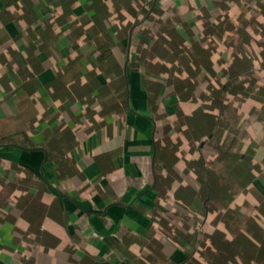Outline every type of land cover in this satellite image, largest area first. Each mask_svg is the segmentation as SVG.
I'll return each mask as SVG.
<instances>
[{
  "label": "crops",
  "instance_id": "crops-1",
  "mask_svg": "<svg viewBox=\"0 0 264 264\" xmlns=\"http://www.w3.org/2000/svg\"><path fill=\"white\" fill-rule=\"evenodd\" d=\"M225 20L257 57L264 0H0V264H209L214 236L264 226V103L199 139L200 99L173 82L236 55L200 40Z\"/></svg>",
  "mask_w": 264,
  "mask_h": 264
},
{
  "label": "trees",
  "instance_id": "trees-1",
  "mask_svg": "<svg viewBox=\"0 0 264 264\" xmlns=\"http://www.w3.org/2000/svg\"><path fill=\"white\" fill-rule=\"evenodd\" d=\"M230 21L225 20L218 22L215 25V28L211 31L206 27L204 36L200 37V40L206 38V35L213 37L214 49L221 51L220 42L226 38L228 40V45H224L227 48H235L234 52L236 55L231 56L230 61H221L212 60L209 58L207 65H202L196 69H188L187 77L181 80H174L175 88L178 86L188 89L187 97L190 96L192 101L196 100V97L200 99L201 105L199 108L194 110L189 117H186V120L192 124V133L196 135V138H201L205 136L206 129H213L217 131V123L224 119L225 115H221L222 109L226 116L228 114H235L237 112V106H234V103L241 102L243 98H246L247 95L253 94L256 98L260 99L264 103V47L258 54V56H253L251 54L252 48L250 45L245 47L241 46L235 40L242 39L243 41L249 39V34H247L246 29L241 27H235ZM217 47V48H216ZM199 53L210 54V51L201 49L199 46L196 48ZM255 62H258V66H255ZM13 66L15 61H11ZM225 63V64H224ZM214 65L216 68H214ZM9 66V64H8ZM9 66V67H10ZM202 67V68H201ZM259 67V68H258ZM254 68V69H253ZM205 70L209 72L210 75H216L213 79H207L206 90L199 91L196 94V87L200 83V80L196 78V75L199 76V72ZM4 104V102H2ZM264 113V107L262 108ZM225 116V117H226ZM219 133H222V130L219 129ZM219 147L216 149L217 159H225V155ZM174 162L177 161V158H173ZM200 163L194 164L195 161L190 162V167L196 169L197 167L206 174L205 177L196 175V180L203 183L209 200L218 199V195L215 193V184L221 185V181L217 180L215 176L209 171V166L206 161L199 160ZM193 163V164H192ZM197 168V172L198 171ZM222 186V185H221ZM0 211L2 213L8 212L7 208L2 207ZM249 229H244L245 231H239L234 234V238L231 240L226 239L223 235L214 236L211 241H213L214 250H211V247H207L209 253L205 254L206 261L209 264H231L229 259L232 255H238L243 264H264V237H260V232L264 230V226L260 225V222L257 220H250L248 223ZM250 238L258 241L257 248H246L247 240ZM240 253V255H239ZM188 264H200L199 260L195 257L190 258ZM181 263V264H185Z\"/></svg>",
  "mask_w": 264,
  "mask_h": 264
},
{
  "label": "built area",
  "instance_id": "built-area-1",
  "mask_svg": "<svg viewBox=\"0 0 264 264\" xmlns=\"http://www.w3.org/2000/svg\"><path fill=\"white\" fill-rule=\"evenodd\" d=\"M115 264H120V263H115Z\"/></svg>",
  "mask_w": 264,
  "mask_h": 264
}]
</instances>
